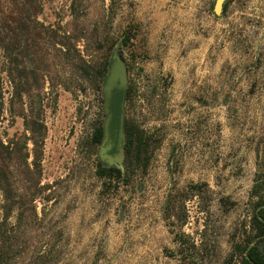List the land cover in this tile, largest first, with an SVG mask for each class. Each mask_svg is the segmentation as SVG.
I'll use <instances>...</instances> for the list:
<instances>
[{
    "label": "rangeland",
    "instance_id": "374dc122",
    "mask_svg": "<svg viewBox=\"0 0 264 264\" xmlns=\"http://www.w3.org/2000/svg\"><path fill=\"white\" fill-rule=\"evenodd\" d=\"M215 1L0 0V264L240 262L264 198V0ZM110 46L148 143L113 180L91 145Z\"/></svg>",
    "mask_w": 264,
    "mask_h": 264
},
{
    "label": "trees",
    "instance_id": "16d2710c",
    "mask_svg": "<svg viewBox=\"0 0 264 264\" xmlns=\"http://www.w3.org/2000/svg\"><path fill=\"white\" fill-rule=\"evenodd\" d=\"M230 0H227L223 6V10L226 9ZM112 46L108 48V52L110 59L105 60L98 69L96 78L98 79L99 88L103 89V86L106 81V77L109 72V68L111 66L113 60V54H111ZM118 54L122 57L121 53ZM24 74V73H23ZM22 75V72H21ZM131 87L124 93H113L111 100V113L113 115L111 121V131L114 132L115 137L117 139L118 129H119V116H120V104L124 100L125 110H128V106L132 103V95H131ZM103 94V93H102ZM103 96V95H102ZM104 102V96L103 100ZM104 115V120L106 115L103 111H101ZM31 129L33 132V141L36 147L42 146L44 142V126L39 122H32ZM124 145H123V154L124 161L123 165L125 171L128 172L132 170L136 165L142 166L146 168L147 166V154H148V143L147 139L142 131L135 130L130 122L125 118L124 121ZM104 139V121L100 123V125L96 128V131L91 139V145L97 146L101 145ZM98 174L101 178H105L108 180L120 179L122 177V172L120 169L116 167H108L101 160L99 161ZM1 180V179H0ZM260 183V186L258 185ZM258 188L264 191V178L257 182L254 186V190L258 192ZM253 228L256 231L257 240L254 241V244L248 250V245L246 244L242 248H237L241 253V259L238 264H264V198L257 204V211L254 213L253 218ZM0 261H3V256H0Z\"/></svg>",
    "mask_w": 264,
    "mask_h": 264
},
{
    "label": "water",
    "instance_id": "95a60500",
    "mask_svg": "<svg viewBox=\"0 0 264 264\" xmlns=\"http://www.w3.org/2000/svg\"><path fill=\"white\" fill-rule=\"evenodd\" d=\"M226 1L227 0L215 1V5H214L215 15L217 16L221 15V13L223 12V6ZM127 85H128L127 68L121 56L117 52H114L113 60L109 68V72L106 77L105 84L102 89V93L104 96L103 111L106 115V118L104 120V139L101 143L99 158L108 167H116L119 169L121 168L124 159V154H123V145H124L123 128L125 121L124 100L120 104L119 129L116 139V152L113 156L107 154V151L110 150L111 145L105 146V144L108 142L111 132L110 126L113 115L111 113L110 107H111V100L113 93L115 92V93L124 94L127 90Z\"/></svg>",
    "mask_w": 264,
    "mask_h": 264
},
{
    "label": "flooded vegetation",
    "instance_id": "af4514ba",
    "mask_svg": "<svg viewBox=\"0 0 264 264\" xmlns=\"http://www.w3.org/2000/svg\"><path fill=\"white\" fill-rule=\"evenodd\" d=\"M108 145H111V148L109 151H107V154L110 156H113L116 152V137L113 131L110 132L109 140L105 144V146H108Z\"/></svg>",
    "mask_w": 264,
    "mask_h": 264
}]
</instances>
